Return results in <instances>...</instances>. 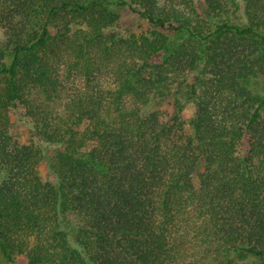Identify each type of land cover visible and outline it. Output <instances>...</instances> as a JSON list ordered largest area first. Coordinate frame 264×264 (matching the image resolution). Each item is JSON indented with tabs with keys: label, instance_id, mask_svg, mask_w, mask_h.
Returning <instances> with one entry per match:
<instances>
[{
	"label": "trees",
	"instance_id": "16d2710c",
	"mask_svg": "<svg viewBox=\"0 0 264 264\" xmlns=\"http://www.w3.org/2000/svg\"><path fill=\"white\" fill-rule=\"evenodd\" d=\"M60 68L82 79L62 110ZM19 257L264 264V0H0V259Z\"/></svg>",
	"mask_w": 264,
	"mask_h": 264
},
{
	"label": "rangeland",
	"instance_id": "374dc122",
	"mask_svg": "<svg viewBox=\"0 0 264 264\" xmlns=\"http://www.w3.org/2000/svg\"><path fill=\"white\" fill-rule=\"evenodd\" d=\"M112 70L113 67L110 66L107 71H106V80L104 81V83L110 84V80H111V76H112ZM58 76H60V80L63 83V85L66 87L67 92L66 94H64L62 96V101L60 100L56 105L57 108L59 110H62L64 105H65V101L67 96L73 92V89L75 88H81L82 87V79L77 77V75L74 74H70L68 73L67 69H63L60 68L59 72H58ZM182 108L184 109L183 112V117L184 119H190L191 117H193V113H194V109L192 106H188L183 104ZM17 113V114H16ZM16 113H12V122L14 123H18L19 120L21 119V115L24 114L23 109L18 110ZM14 136L20 141V142H25V143H29V142H34L35 139L33 138V136H31L29 134V131H27L26 129H24L22 126H18L15 128V130L13 131ZM57 149L56 148H52L51 146L49 147H45L44 148V154L52 157L55 153H56ZM40 173L41 176L43 178L44 181H51L54 182V177L50 174L48 168H47V164H42L41 168H40ZM0 264H6L3 261H1L0 259ZM14 264H27L26 260L24 259V257H19V259L16 261V263Z\"/></svg>",
	"mask_w": 264,
	"mask_h": 264
}]
</instances>
